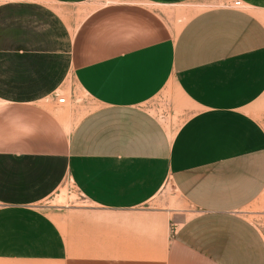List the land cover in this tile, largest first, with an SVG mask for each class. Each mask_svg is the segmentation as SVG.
Segmentation results:
<instances>
[{
    "label": "crops",
    "instance_id": "0c3cea01",
    "mask_svg": "<svg viewBox=\"0 0 264 264\" xmlns=\"http://www.w3.org/2000/svg\"><path fill=\"white\" fill-rule=\"evenodd\" d=\"M263 197L264 0H0V264H264Z\"/></svg>",
    "mask_w": 264,
    "mask_h": 264
},
{
    "label": "rangeland",
    "instance_id": "374dc122",
    "mask_svg": "<svg viewBox=\"0 0 264 264\" xmlns=\"http://www.w3.org/2000/svg\"><path fill=\"white\" fill-rule=\"evenodd\" d=\"M224 4L225 3L223 2H216L214 4H210L208 7L221 6ZM73 91L78 93V95H80V92L74 85H73ZM83 99L84 98H82L81 100ZM164 194H166L167 197L171 198L172 201L177 200L176 192L173 189L171 183H168L166 185V188L164 189L160 197H162ZM159 200L160 199L158 197L155 201L159 202ZM84 202H85V198L76 190V188L70 182H67L49 200L45 201L42 206L57 217L59 216V214H61V210L64 206H69L72 204H80ZM263 206H264V197L254 206V208L255 209L264 208ZM262 226L264 228V225Z\"/></svg>",
    "mask_w": 264,
    "mask_h": 264
},
{
    "label": "built area",
    "instance_id": "2783aa9c",
    "mask_svg": "<svg viewBox=\"0 0 264 264\" xmlns=\"http://www.w3.org/2000/svg\"><path fill=\"white\" fill-rule=\"evenodd\" d=\"M235 7H237V8H241V7H243V4H242V2L241 1H237V2H235Z\"/></svg>",
    "mask_w": 264,
    "mask_h": 264
}]
</instances>
